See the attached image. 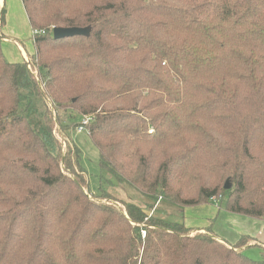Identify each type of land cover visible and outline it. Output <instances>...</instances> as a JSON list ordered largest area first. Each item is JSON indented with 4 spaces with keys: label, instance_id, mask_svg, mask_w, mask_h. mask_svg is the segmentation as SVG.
<instances>
[{
    "label": "trees",
    "instance_id": "trees-1",
    "mask_svg": "<svg viewBox=\"0 0 264 264\" xmlns=\"http://www.w3.org/2000/svg\"><path fill=\"white\" fill-rule=\"evenodd\" d=\"M21 3L28 62L3 54L0 6V264H264L251 238L184 223L213 198L264 221V0ZM84 117L98 195L71 137Z\"/></svg>",
    "mask_w": 264,
    "mask_h": 264
},
{
    "label": "rangeland",
    "instance_id": "rangeland-1",
    "mask_svg": "<svg viewBox=\"0 0 264 264\" xmlns=\"http://www.w3.org/2000/svg\"><path fill=\"white\" fill-rule=\"evenodd\" d=\"M19 1V13L16 11L14 8H12V12H14L17 16L15 17L14 14L11 15V27H15L16 33H18V37H20V40H18L19 43H21L26 51V53H29L30 55V50L33 52V40H32V34H31V29L28 24V20L26 17V14L24 13V9L21 3V0ZM10 3V0H9ZM11 4L13 5V0H11ZM7 10V7H6ZM23 10V12H22ZM20 14V15H19ZM6 15H5V25L2 27L3 30H1V33L4 35L11 36L9 33L5 32V27H6ZM27 22V23H26ZM5 28V29H4ZM3 45V44H2ZM5 47H8V49L11 51V54L14 56L18 54V51L16 50L17 47L14 46V43L12 41H6L4 43ZM9 61V60H7ZM16 61V60H14ZM28 62V59L27 61ZM71 137L75 143V145L79 148L81 152V166L86 170L87 175H88V186H89V191L92 195H98L99 194V189H98V173H99V168H98V152L96 148L93 146L91 143L88 135L85 132H73L71 134ZM112 195L118 199V200H128V192H125L121 189H115L110 191ZM213 203L220 206L222 210H224V206L226 204V200L223 199L220 202V198H213L211 199ZM220 202V203H218ZM219 210L216 209V213ZM214 213V214H216ZM213 214V215H214ZM210 212H207L206 207L202 208H195L191 207L186 208L184 210V223L187 225V227H199L203 225L202 223L205 222L206 220L203 218L208 217L209 218ZM211 221L215 219V216H210ZM211 223V222H210ZM207 225V224H206ZM223 230L225 231H230L231 228H225L221 226ZM196 232H192V234H195ZM261 239L260 237H257ZM219 241V240H218ZM221 242V241H219ZM224 242V241H222ZM257 242V241H255ZM255 242L248 243L249 245L251 244L252 246L261 245L259 242L255 244ZM227 243V242H225ZM228 244V243H227ZM229 246H232L228 244ZM244 254L253 259V260H260V249L258 247H253V248H248L244 250Z\"/></svg>",
    "mask_w": 264,
    "mask_h": 264
},
{
    "label": "crops",
    "instance_id": "crops-1",
    "mask_svg": "<svg viewBox=\"0 0 264 264\" xmlns=\"http://www.w3.org/2000/svg\"><path fill=\"white\" fill-rule=\"evenodd\" d=\"M3 4L5 7V15H6V20H7L6 21L7 25L5 27L6 29L5 28L4 29H5V32L9 33L11 36H8L6 34L4 35L3 33L4 39L2 42L3 44L2 52L5 58L9 60V62L16 63V62L27 61L29 53H26L23 45L18 42V40H20V37H18V33H16L17 31L15 27L10 26L11 21H12L11 15L14 14L15 17L17 16L14 12H12V8L18 11V13L20 12L19 11L20 10L19 1L13 0V5H12L11 0H10V3H9V0H1L0 6H2ZM6 7H7V10H6ZM6 41L8 42L12 41L14 43V46L17 47L16 48V50L18 51L17 55L14 56L13 54H11V51L8 49V47L4 46V43H6ZM33 50H34V47H33ZM29 52H30V55L34 54V51L32 52L30 50ZM211 201L207 204L195 206V208L206 207L207 212H210V215H209V218L208 217L203 218L206 220L205 222L202 223L203 225L199 227H189L188 226L189 228H192L194 232H198V231L205 230V229H210V231L217 238V240L221 242L222 241L227 242L230 245H234L241 237L247 236L253 240L252 242L257 241L264 246V221L230 214L226 212L225 210H222L219 206L217 207L216 204ZM190 208L191 207H189V209ZM216 209L219 210L217 213L215 212ZM210 216L212 217L215 216V219L211 221ZM221 226L225 228H231V230L225 231L221 229L222 228ZM257 237H260L261 239ZM257 242H255V244H257ZM251 246L252 245H250L249 247L252 248Z\"/></svg>",
    "mask_w": 264,
    "mask_h": 264
},
{
    "label": "water",
    "instance_id": "water-1",
    "mask_svg": "<svg viewBox=\"0 0 264 264\" xmlns=\"http://www.w3.org/2000/svg\"><path fill=\"white\" fill-rule=\"evenodd\" d=\"M52 38L54 40H61L65 38H72L76 36L88 37L90 34L89 28H53L52 31ZM230 185L228 182L225 183L224 189L228 190Z\"/></svg>",
    "mask_w": 264,
    "mask_h": 264
},
{
    "label": "built area",
    "instance_id": "built-area-1",
    "mask_svg": "<svg viewBox=\"0 0 264 264\" xmlns=\"http://www.w3.org/2000/svg\"><path fill=\"white\" fill-rule=\"evenodd\" d=\"M53 28H51V31H52ZM35 34H39L38 32L34 31L32 33V36L35 35ZM90 121V118H87V117H84L82 120H81V125L77 128V132H83L84 131V126H86L88 124V122Z\"/></svg>",
    "mask_w": 264,
    "mask_h": 264
},
{
    "label": "bare ground",
    "instance_id": "bare-ground-1",
    "mask_svg": "<svg viewBox=\"0 0 264 264\" xmlns=\"http://www.w3.org/2000/svg\"><path fill=\"white\" fill-rule=\"evenodd\" d=\"M0 2H1V0H0Z\"/></svg>",
    "mask_w": 264,
    "mask_h": 264
}]
</instances>
